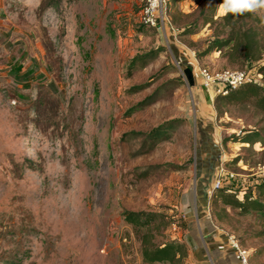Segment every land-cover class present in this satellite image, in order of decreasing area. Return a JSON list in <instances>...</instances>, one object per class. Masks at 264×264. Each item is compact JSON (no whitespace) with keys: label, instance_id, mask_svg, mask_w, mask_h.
Wrapping results in <instances>:
<instances>
[{"label":"rangeland","instance_id":"1","mask_svg":"<svg viewBox=\"0 0 264 264\" xmlns=\"http://www.w3.org/2000/svg\"><path fill=\"white\" fill-rule=\"evenodd\" d=\"M202 1L166 0L162 29L140 22L139 0H0V264H144L127 212L156 217L153 241L182 243L184 264H213L200 209L221 243L264 264V212L211 196H255L264 112L217 102L199 74L264 85V27L258 60L200 54L212 33Z\"/></svg>","mask_w":264,"mask_h":264},{"label":"trees","instance_id":"2","mask_svg":"<svg viewBox=\"0 0 264 264\" xmlns=\"http://www.w3.org/2000/svg\"><path fill=\"white\" fill-rule=\"evenodd\" d=\"M221 4H225L227 10L224 14L217 16L216 11ZM258 9H264V0H203L197 9V18L202 25H208L212 33L200 54H207L212 51L226 52L230 60L242 62L258 60L260 56L258 48H261L260 30L264 27V18L256 14ZM106 31L111 37L115 36L110 25H107ZM78 47L82 50L81 39ZM83 55L84 58H89L87 51H83ZM187 70L189 71V69ZM257 72L264 82V62L258 66ZM215 100L222 104L249 103L253 108L264 112V85L247 80L236 87L227 89L224 95L216 94ZM164 131L163 129H156L152 131V134L154 138H159ZM245 139L259 140L253 138L252 134L246 135ZM199 191H197L196 197L201 193V188ZM212 191L216 192L214 196L221 204L231 206L241 213L264 212V181L256 185L254 197L247 192L239 199L233 193L215 188H211V196L213 195ZM124 218L139 235L141 258L144 264H184L187 253L182 243L167 241L157 244L153 241L151 224L156 217L141 212H127ZM142 228H145L144 231ZM196 264L208 263L200 261Z\"/></svg>","mask_w":264,"mask_h":264},{"label":"built area","instance_id":"3","mask_svg":"<svg viewBox=\"0 0 264 264\" xmlns=\"http://www.w3.org/2000/svg\"><path fill=\"white\" fill-rule=\"evenodd\" d=\"M140 22L148 27L165 28L167 21L166 0H139ZM202 85L206 90L211 88L214 92L224 95L227 89L236 87L249 80L246 72L241 70H221L210 73L205 68L199 69ZM229 246L234 251V261L230 264H251L248 251L233 238L228 239Z\"/></svg>","mask_w":264,"mask_h":264},{"label":"crops","instance_id":"4","mask_svg":"<svg viewBox=\"0 0 264 264\" xmlns=\"http://www.w3.org/2000/svg\"><path fill=\"white\" fill-rule=\"evenodd\" d=\"M199 94V93H198ZM204 98L207 95H203ZM199 216L201 218V232L203 235V244L199 243V247L203 253L208 255L213 264H230L234 261V251L230 246H225L220 231L217 227L203 214L200 209Z\"/></svg>","mask_w":264,"mask_h":264},{"label":"water","instance_id":"5","mask_svg":"<svg viewBox=\"0 0 264 264\" xmlns=\"http://www.w3.org/2000/svg\"><path fill=\"white\" fill-rule=\"evenodd\" d=\"M185 71L188 73L189 80H190V82L192 83V78H191V76H190L189 71H188L187 69H186Z\"/></svg>","mask_w":264,"mask_h":264}]
</instances>
